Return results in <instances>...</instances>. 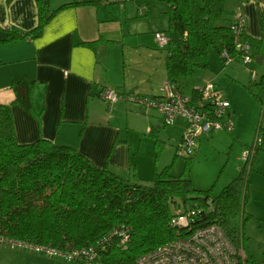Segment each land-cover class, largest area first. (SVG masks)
<instances>
[{
	"label": "crops",
	"instance_id": "obj_1",
	"mask_svg": "<svg viewBox=\"0 0 264 264\" xmlns=\"http://www.w3.org/2000/svg\"><path fill=\"white\" fill-rule=\"evenodd\" d=\"M76 1L88 3L71 4ZM238 10L244 17L245 35L260 42L259 53L245 66L239 57L226 68L212 60L207 68L194 72L190 91H182L193 94L207 81L225 91L235 139L241 138L245 128L241 118L257 110L244 85L252 79L251 70L254 79L264 74V0H226L223 17L232 20ZM49 12L53 14L39 36L0 43V104L10 105L16 140L28 143L41 137L69 146L96 166H107L131 182L150 184L152 174L160 170L150 160L156 144L150 140L143 146L138 134L144 129L150 136L152 127L157 130L164 125L154 102L161 95L156 78L166 54L161 52L165 48L157 46L154 33L167 29L165 2L50 0ZM37 23V0H0V39L8 30L26 32ZM22 76L34 81L32 111L13 103L10 85ZM107 89L116 91L119 98L112 103L103 100L102 91ZM237 95L249 101L244 109ZM155 111L160 115L156 119ZM154 121L156 125H152ZM258 126L259 122L256 131ZM248 142H241L243 148L253 143ZM259 154L264 155V143L252 161L256 159L254 170L262 173ZM247 236L248 242L257 245L243 243L247 264H264L262 234L249 232Z\"/></svg>",
	"mask_w": 264,
	"mask_h": 264
},
{
	"label": "trees",
	"instance_id": "obj_2",
	"mask_svg": "<svg viewBox=\"0 0 264 264\" xmlns=\"http://www.w3.org/2000/svg\"><path fill=\"white\" fill-rule=\"evenodd\" d=\"M163 1L167 13L164 32L169 37L165 48L168 80L179 86V80L195 69L207 68L212 50L218 54L219 48L226 46L235 53L232 20L223 17L226 0ZM49 4L50 0H37V25L26 32L8 30L0 43L39 36L53 14ZM242 38L249 41L253 56L259 53L260 42L245 33ZM33 85L34 81L26 76L13 81V103L32 111ZM244 86L264 110V74L258 79L250 78ZM260 130L263 142L256 146L251 164L264 143V127L259 124L257 132ZM172 162L157 171L150 184L131 182L107 166L94 165L69 146L41 137L19 143L10 105L0 104V239L68 251L96 245L115 227L127 225L126 247H118L116 237H112L102 251L104 264H133L138 255L189 228L212 222L218 223L234 243L240 236L244 243L243 226L249 217L244 215L247 161L217 194L210 188H194L187 169L180 175L172 174ZM188 210L194 211L188 228L179 230L169 224L176 211Z\"/></svg>",
	"mask_w": 264,
	"mask_h": 264
},
{
	"label": "built area",
	"instance_id": "obj_3",
	"mask_svg": "<svg viewBox=\"0 0 264 264\" xmlns=\"http://www.w3.org/2000/svg\"><path fill=\"white\" fill-rule=\"evenodd\" d=\"M110 2L123 3L127 0H109ZM233 52L226 46L218 50V57L222 64L232 63L239 57L245 66L253 61L251 45L244 33V17L238 10L231 24ZM157 46L166 48L169 42L168 35L163 31L154 33ZM252 78L255 76L250 71ZM161 95L154 102L164 125L173 124L177 117L184 122L183 133L177 145V155L190 156L192 149L196 148L197 140L201 136H208L217 130L232 131L233 122L229 117L230 103L225 91L218 89L210 82H204L195 90V94H184L180 87L167 78L160 86ZM102 98L108 103L116 101L119 96L114 90H103ZM145 103V99H143ZM263 142L262 135L257 132L253 143L244 153V161L247 168L250 167L251 159L256 146ZM194 215L193 210L185 212L176 211L169 219V224L176 229L189 227L190 219ZM116 237V244L125 248L129 240V228L125 224L112 229L96 245L80 248H72L68 251H60L39 246H27L22 243L10 241L12 246L33 249L51 256L61 258L66 264H104L102 251L110 243V239ZM0 241H2L0 239ZM133 264H247L246 254L241 236L239 242L234 243L215 222L205 224L197 228H189L176 238L164 242L153 249L138 255Z\"/></svg>",
	"mask_w": 264,
	"mask_h": 264
},
{
	"label": "rangeland",
	"instance_id": "obj_4",
	"mask_svg": "<svg viewBox=\"0 0 264 264\" xmlns=\"http://www.w3.org/2000/svg\"><path fill=\"white\" fill-rule=\"evenodd\" d=\"M165 56L166 50H161ZM215 60L221 67H227L221 63L215 51L210 52L209 62ZM254 64V63H253ZM157 65V63H156ZM246 73V68H243ZM196 69L189 76H186L179 80V84L182 86V91L188 93L192 87V82L195 81ZM158 71L160 73L157 79L158 84H161L165 76V65L161 63L158 65ZM225 73V72H223ZM227 73V72H226ZM247 74V73H246ZM248 78V75H246ZM250 96V95H249ZM238 102L244 106L249 105V101L244 102V98L237 95ZM255 103V102H254ZM257 110L253 111L249 115L245 114V118H241V123L245 128L241 132V138L235 139L234 132L226 130H219L211 133L209 136H201L197 140L196 148L192 149V156H179L177 155V145L179 139L183 133L185 125L184 120L181 117H177L175 122L171 125H161L157 130L152 127L150 136L144 132V129H139L138 136L142 139L143 146H146L150 140L155 141L156 149L151 152L150 160L155 164L160 165V169L165 165L170 164L172 161L171 172L174 175H180L185 169L188 170L189 176L192 181V185L196 189L210 188L213 194H217L223 186H225L233 177L239 174V169L244 165V153L246 151L243 148L242 141L253 142L256 136V127L259 122L260 126L264 127V110L260 108L256 103ZM247 109V108H246ZM246 111V110H245ZM154 117L158 118L160 115L157 111L153 112ZM120 117V116H119ZM122 120L125 119V112L121 113ZM120 119V120H121ZM157 122H153L152 125H156ZM252 124V125H250ZM156 133L157 139L156 140ZM262 134V130L259 131ZM138 137V138H139ZM248 142V143H249ZM146 148V147H145ZM176 152V155H175ZM262 173L256 172V159L251 166V170L247 171L248 188L247 199L244 204L245 216L246 213L251 215L245 220L243 226V236L246 245H252L257 247L254 241L249 240L248 233L255 232L257 235L262 234L264 241V155L259 154ZM258 159V158H257ZM152 174L151 177H155ZM0 264H66L61 258L51 256L42 252H35L29 248H22L19 246H12L9 242L0 241Z\"/></svg>",
	"mask_w": 264,
	"mask_h": 264
}]
</instances>
